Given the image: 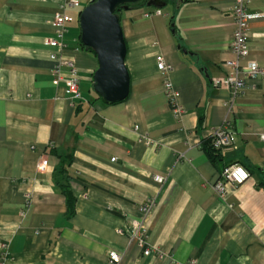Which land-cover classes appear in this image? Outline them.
Returning <instances> with one entry per match:
<instances>
[{
    "label": "crops",
    "instance_id": "obj_1",
    "mask_svg": "<svg viewBox=\"0 0 264 264\" xmlns=\"http://www.w3.org/2000/svg\"><path fill=\"white\" fill-rule=\"evenodd\" d=\"M68 1L0 0V262L109 264L116 251L122 264H264V80L249 81L238 97L213 86L236 58L234 0L123 12L131 89L116 104L94 92L99 63L81 43L80 14L93 0H77L79 8ZM248 9L262 17L250 23L242 65L264 67V0H250ZM58 14L74 19L61 52L79 69L74 102L44 44L57 37ZM160 59L172 66L181 120ZM225 122L236 143L213 160L212 134ZM232 164L251 179L222 199L214 185ZM62 185L76 199L73 216ZM137 228L152 255H144L141 235L132 236Z\"/></svg>",
    "mask_w": 264,
    "mask_h": 264
},
{
    "label": "built area",
    "instance_id": "obj_2",
    "mask_svg": "<svg viewBox=\"0 0 264 264\" xmlns=\"http://www.w3.org/2000/svg\"><path fill=\"white\" fill-rule=\"evenodd\" d=\"M250 0H234L231 8L232 15L235 20L236 29L232 41V50L236 55L235 60L227 62L228 68L231 72L228 76L222 79L215 80L213 86L215 88L221 86L230 87L233 90L235 97H238L247 86V83L251 80H264V67L260 66L256 62L247 61L245 66L242 62L246 60L249 54V40H250V23L256 19L262 17L260 14L250 13L248 6ZM67 6L72 8H79L81 4L77 0H70ZM160 14V10H157ZM74 19L66 14H58L54 17V26L57 30L56 38H47L44 40V44L51 48L54 52L51 54V59L55 62L53 68V75L58 85L64 88L66 96L72 101L79 100L80 94V75L74 61L64 58L61 54L64 49L62 39L67 33V26L71 24ZM158 69L165 78V91L169 97L172 106L175 107V112L178 120L183 118L184 110L181 107L176 106L175 92L173 91L172 83L169 79V74L172 70V66L167 64L165 60L160 59L158 62ZM261 140L264 142V136H261ZM236 143V136L232 130L230 122H225L222 126L215 129L212 134L211 147L217 154H223L225 151L233 149ZM47 166V160H41L39 163V171L43 172ZM251 179L250 172L240 164H232L222 171L219 179L214 185V190L217 194L225 199L231 190L238 188L245 182ZM155 180L159 183L163 182L161 177H156ZM152 203L143 207V212L148 214L152 209ZM144 232L137 228L132 234L133 237L141 235L140 245L144 247V255H152V250L147 247L146 240L144 239ZM3 249H7L3 245ZM7 254V251H6ZM123 256L116 252H109V264H122ZM2 264V262H0ZM194 264V263H192Z\"/></svg>",
    "mask_w": 264,
    "mask_h": 264
},
{
    "label": "water",
    "instance_id": "obj_3",
    "mask_svg": "<svg viewBox=\"0 0 264 264\" xmlns=\"http://www.w3.org/2000/svg\"><path fill=\"white\" fill-rule=\"evenodd\" d=\"M144 0H93L80 14L81 43L95 54L99 68L94 74L93 90L106 104L126 100L131 78L126 67L127 45L121 15ZM180 8L186 0H147L143 6L165 9L169 2Z\"/></svg>",
    "mask_w": 264,
    "mask_h": 264
},
{
    "label": "trees",
    "instance_id": "obj_4",
    "mask_svg": "<svg viewBox=\"0 0 264 264\" xmlns=\"http://www.w3.org/2000/svg\"><path fill=\"white\" fill-rule=\"evenodd\" d=\"M147 0H144L143 2L145 3ZM141 3L135 7H145L143 6L144 3ZM152 9V8H151ZM209 155L212 156L213 160H215V157H217L219 154H217L211 147H209ZM69 159V158H67ZM66 163H63V166L61 167V169L59 170V175L61 176V179H64L65 181H67L69 178V169H68V165H65ZM63 177V178H62ZM262 185L264 186V182L262 183ZM63 189V193L66 195L67 197V205H68V216H73L75 213V204H76V199L71 191V189L67 186V185H62L61 186Z\"/></svg>",
    "mask_w": 264,
    "mask_h": 264
},
{
    "label": "rangeland",
    "instance_id": "obj_5",
    "mask_svg": "<svg viewBox=\"0 0 264 264\" xmlns=\"http://www.w3.org/2000/svg\"><path fill=\"white\" fill-rule=\"evenodd\" d=\"M169 3H170V4H169V7H170L171 5H173V4H174V3H173V2H171V1H170ZM167 7H168V6H167ZM165 9H166V8H165ZM165 9H164V10H165Z\"/></svg>",
    "mask_w": 264,
    "mask_h": 264
}]
</instances>
